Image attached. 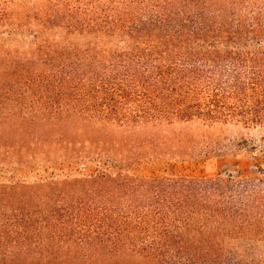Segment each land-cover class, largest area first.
Returning <instances> with one entry per match:
<instances>
[{"label":"trees","instance_id":"1","mask_svg":"<svg viewBox=\"0 0 264 264\" xmlns=\"http://www.w3.org/2000/svg\"><path fill=\"white\" fill-rule=\"evenodd\" d=\"M25 26L0 42V264H257L264 173L179 172L210 151L176 127L264 155V0H0Z\"/></svg>","mask_w":264,"mask_h":264},{"label":"rangeland","instance_id":"2","mask_svg":"<svg viewBox=\"0 0 264 264\" xmlns=\"http://www.w3.org/2000/svg\"><path fill=\"white\" fill-rule=\"evenodd\" d=\"M14 25L15 22H11L5 31H12ZM36 28L31 26L22 27V36L16 37L12 35L7 36L3 27L1 29L2 33H0L1 46L8 48L9 42L13 39L22 41L28 36V32L34 31ZM52 37L54 40L57 39L56 36L50 35V38ZM61 37L60 35L59 38ZM67 39L69 42H73L74 40L70 37H67ZM176 131L180 132L182 136H188L190 141H192L189 144L192 146L201 148L205 145L210 151L201 157H195L193 160L182 164V169L177 167L180 170L179 172L191 174L198 172L220 175L231 174L237 177L261 176V172L264 173V155L260 152L261 148L257 142L259 135L255 130H243L232 126L209 128L202 126L200 123H188L177 126ZM206 159L209 161H206ZM87 168L94 169L98 167L91 165ZM163 170L167 172L174 171L171 169V163L161 164L154 168L155 172H162ZM253 253L257 264H264V249L254 250Z\"/></svg>","mask_w":264,"mask_h":264}]
</instances>
